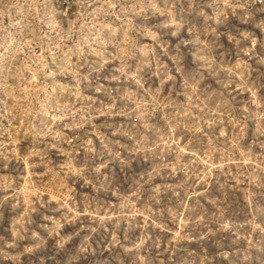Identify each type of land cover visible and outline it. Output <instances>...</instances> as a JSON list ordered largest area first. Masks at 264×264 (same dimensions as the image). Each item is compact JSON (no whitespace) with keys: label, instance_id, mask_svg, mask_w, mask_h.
<instances>
[{"label":"rangeland","instance_id":"obj_1","mask_svg":"<svg viewBox=\"0 0 264 264\" xmlns=\"http://www.w3.org/2000/svg\"><path fill=\"white\" fill-rule=\"evenodd\" d=\"M254 2L0 0V264H264Z\"/></svg>","mask_w":264,"mask_h":264},{"label":"built area","instance_id":"obj_2","mask_svg":"<svg viewBox=\"0 0 264 264\" xmlns=\"http://www.w3.org/2000/svg\"><path fill=\"white\" fill-rule=\"evenodd\" d=\"M261 4L262 3V0H255L254 4Z\"/></svg>","mask_w":264,"mask_h":264},{"label":"bare ground","instance_id":"obj_3","mask_svg":"<svg viewBox=\"0 0 264 264\" xmlns=\"http://www.w3.org/2000/svg\"><path fill=\"white\" fill-rule=\"evenodd\" d=\"M35 80V79H34Z\"/></svg>","mask_w":264,"mask_h":264}]
</instances>
